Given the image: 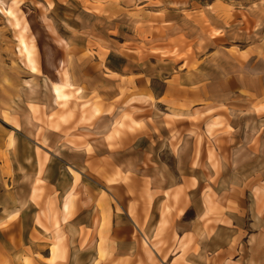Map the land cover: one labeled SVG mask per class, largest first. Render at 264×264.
I'll use <instances>...</instances> for the list:
<instances>
[{
  "label": "rangeland",
  "instance_id": "1",
  "mask_svg": "<svg viewBox=\"0 0 264 264\" xmlns=\"http://www.w3.org/2000/svg\"><path fill=\"white\" fill-rule=\"evenodd\" d=\"M9 6L37 72L19 55ZM219 9L225 17L214 16ZM206 13L217 26L204 33ZM212 28L225 37L217 41ZM47 48L56 65L63 61L58 70L45 64ZM56 77L74 85L65 106L52 93ZM127 135L160 137L158 152L175 151L166 156L175 181L184 177L177 167L186 168L187 184L173 188L164 210L186 215L185 233L175 229L170 247L156 238L171 223L154 240L144 235L137 264H169L174 252L172 264H191L186 254L203 240L209 264H251L253 256L264 264V0H0V264H68L63 246L52 258L51 236L62 230L57 198L41 206V174L31 201L19 199L35 158L40 172L49 154L77 161L71 149L92 153V142ZM180 196L187 204L176 209ZM29 228L33 247L24 245Z\"/></svg>",
  "mask_w": 264,
  "mask_h": 264
},
{
  "label": "crops",
  "instance_id": "2",
  "mask_svg": "<svg viewBox=\"0 0 264 264\" xmlns=\"http://www.w3.org/2000/svg\"><path fill=\"white\" fill-rule=\"evenodd\" d=\"M156 138L160 140V137ZM156 138L127 135V138L122 140L110 142L98 140L91 143L94 148L92 153H85V148L71 149L82 156V159L77 158V161H71L63 154H49L50 159L41 173L39 162L35 158V167L27 169L31 174L29 190L25 193L24 199V190L21 187L23 183L18 184L19 199L31 201L34 189L38 191L40 189L36 185L41 174V184L38 185L44 187L41 206H46L48 198H57L58 201L57 217L62 231L51 238L55 240L54 245L57 247H65V262L96 264L99 255L105 252L107 253L105 264L112 263L117 257L131 259L128 261L129 264H137L142 256L144 235L154 240L159 235L162 225L166 223H171V226H165L166 229L163 230L162 236L156 238L157 240L162 238L168 241L170 247L175 229L177 233L181 232L179 238H182L185 229L179 224L186 219V215L183 213L178 216L171 211L172 214L168 216L164 210L172 199L173 188L182 186L183 181L187 184L183 179L186 176V168L181 170L179 166L177 167L178 175L184 174V177L181 176V179L175 181L172 174L176 172L166 160V156L171 153L176 156V152L173 150L158 152ZM144 142L146 147H143ZM172 145V141L168 143L170 149ZM59 147L56 150L67 151L65 147L68 146ZM3 149L4 147H0V150ZM182 153L183 149L177 151V156ZM0 172L3 173L2 170ZM1 183L4 185L2 179ZM34 184L37 188L33 187ZM195 188L192 187L190 192L193 193ZM183 200L181 197L176 209H183V205L187 204ZM65 204L69 205L67 212L64 209ZM22 225L26 234L24 221ZM37 230L42 235L46 234L42 228ZM63 232L66 239L59 243V237ZM25 234L24 245L33 247L30 228L28 244L25 242ZM205 244L208 243L201 241L197 252L190 251L186 254L191 264H209ZM54 245H47L49 256ZM43 248L45 247H41ZM174 254L175 252L169 254V264H172ZM158 256L161 259V256ZM257 261L254 256L250 259L251 264L262 263ZM163 262L167 264L166 260Z\"/></svg>",
  "mask_w": 264,
  "mask_h": 264
},
{
  "label": "bare ground",
  "instance_id": "3",
  "mask_svg": "<svg viewBox=\"0 0 264 264\" xmlns=\"http://www.w3.org/2000/svg\"><path fill=\"white\" fill-rule=\"evenodd\" d=\"M5 13L6 15H8L9 19H11L13 28H15L16 30H18L19 35H18V52L20 57H24L25 58V63L28 66V68L33 71V72H37V67H36V59L34 56V52H33V46L27 42V40L24 37V32L26 31V27H24L23 25H21V21L20 19L17 17V13H15L14 9L9 6L7 8H5ZM216 12H218L217 14H215ZM214 16L215 17H219V18H223L226 15L225 10L223 9H219V11H215ZM236 16H238V14L233 13V18H235ZM213 16L208 15L207 13L205 15H203V22H205L206 24L204 25V33L205 31L209 30L212 26V24L216 25L215 22H213ZM222 20V19H220ZM251 22L248 20H244L242 22L241 25L244 26H249ZM217 26V25H216ZM213 27V26H212ZM227 27L224 28V31L226 30ZM210 36L215 37V39H217V41L222 40V38H224L225 36L221 34V32H219V30L212 28L211 32H210ZM182 40L184 37L179 36ZM188 39V37H187ZM183 41H185L183 39ZM199 53L197 52V55ZM53 49L51 48H47L46 53H45V64L49 67V69H55L58 70V67L60 64L63 63L62 60H60L59 65H56L53 61ZM207 74V73H206ZM52 93L54 96V99L57 103H59L62 106L67 105L68 101L70 100L71 96H72V92L70 91L72 88H74V85L68 80V78L64 81H61L58 77H56L55 79H53L52 81ZM77 92H79V90H77ZM65 211L67 212L69 210V205L65 204L64 206ZM58 249L59 246L57 247L56 245L52 248V258L55 257L58 253Z\"/></svg>",
  "mask_w": 264,
  "mask_h": 264
}]
</instances>
